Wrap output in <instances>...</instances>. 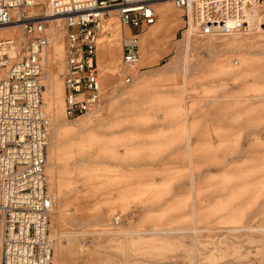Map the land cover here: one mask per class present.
Masks as SVG:
<instances>
[{
	"label": "rangeland",
	"instance_id": "1",
	"mask_svg": "<svg viewBox=\"0 0 264 264\" xmlns=\"http://www.w3.org/2000/svg\"><path fill=\"white\" fill-rule=\"evenodd\" d=\"M170 5L174 33L141 49L134 82L117 72L110 93L101 79L99 104L76 120L64 116L55 34L45 91L54 84L56 106L44 91L53 264H264V5L251 32L224 36L189 34Z\"/></svg>",
	"mask_w": 264,
	"mask_h": 264
},
{
	"label": "built area",
	"instance_id": "2",
	"mask_svg": "<svg viewBox=\"0 0 264 264\" xmlns=\"http://www.w3.org/2000/svg\"><path fill=\"white\" fill-rule=\"evenodd\" d=\"M163 1L182 10L189 27L212 36L248 34L250 8L264 5V0H50L48 12L33 16L39 0H0V29L19 25L23 35L22 42L0 35V264H53L43 99L51 21L61 20L65 29V114L76 120L100 102L98 40L105 20L115 12L122 25L137 30L122 38L121 65L130 70L141 61V36L156 24L155 5ZM20 45V57H12ZM133 81L126 72L123 83ZM121 221L118 215L113 222Z\"/></svg>",
	"mask_w": 264,
	"mask_h": 264
},
{
	"label": "bare ground",
	"instance_id": "3",
	"mask_svg": "<svg viewBox=\"0 0 264 264\" xmlns=\"http://www.w3.org/2000/svg\"><path fill=\"white\" fill-rule=\"evenodd\" d=\"M164 3H172V2H170V1H163V2L157 3L155 5V8L158 11V13H160L159 8L162 7V6L159 7V5L160 4H164ZM255 8L257 9V11L255 10ZM260 9H261V7L260 6H257V5H253L250 8V11L248 13V16H249L248 19H249L250 23H252V28H254L255 25H258V22L259 21L257 19H259V17L256 16V15H259L260 14L259 13ZM48 10H49V8H48ZM48 10H47V12H48ZM35 12H36V10H34V14H35ZM112 16H115V12H111V17ZM115 17H117V16H115ZM253 19H256L257 21L256 20H253ZM18 29H19V33H18ZM62 29L65 31L61 20H53V21H51V29H50L51 36H52L51 37V45H52V43L55 42V40H54L55 34H59L60 32H62ZM198 29H200L198 26H194L193 24H191L190 27H189V29H188V33L191 34V35L196 34L198 32L200 33L201 30L198 31ZM63 32H62V34H63ZM0 35L2 37H4V38L14 37L16 40L17 39H20L19 40L20 42H22V40H23L22 29H21V27L19 25H14V26L5 27V28L0 29ZM165 35H168V28H167V26H163L162 25V27H159L157 29H154L147 36H148L149 39H155V38H157L159 36H165ZM108 38H109V36H107L104 33V28H103V32L101 34V37L98 40V69L100 68L99 71H100V75H101V79H102V84L104 85V88L105 89L108 88V91L110 93H113L116 89H114L113 87H111L112 84H113L112 75L116 74L117 72H119V73L121 72V74L123 76H124V74L126 72H130L132 74L133 68L130 69V70H126L121 65V61H120V65H115L116 63L113 64V63H110L109 62L111 58H114V57L118 56V51L116 50V47L109 46L108 43H105V40H107ZM99 42H100V45H99ZM51 45H50V47H51ZM50 47H49V50L46 53L45 58H44V75H43L44 91H45V83L48 82L49 81V78H50L49 77V74H50V66L51 65L49 63V58H52V54L50 53ZM121 49H122V41H121ZM141 49H142V46H141ZM21 50H22V46L21 45L20 46H17V48H14L12 50L11 56L12 57H20ZM144 57H145V54H143V58ZM64 62H65V57H64ZM143 63H144V61L142 62V64ZM105 64L110 65V68L109 69H106V72H105L106 74L103 75L102 74L103 73L102 70H103ZM134 68H136V67H134ZM132 75L134 77V74H132ZM63 89H64V85H63ZM101 92H102V88H101ZM45 93H46V96L48 97V100L54 106H56L55 105V102H56L55 101L56 89H55L54 84L51 85V86H49V88L45 91ZM45 93H43V99H44V94ZM64 96H65V90H64ZM64 116H65V119H66V114H65V98H64ZM46 117H47V112H46ZM49 135H50V132H49ZM49 135H48V138H49ZM47 170L48 169H47V163H46V171ZM49 191H51V190H49ZM50 193H52V191ZM52 201H53V208H54V197H52ZM52 213H53V211H52Z\"/></svg>",
	"mask_w": 264,
	"mask_h": 264
},
{
	"label": "crops",
	"instance_id": "4",
	"mask_svg": "<svg viewBox=\"0 0 264 264\" xmlns=\"http://www.w3.org/2000/svg\"><path fill=\"white\" fill-rule=\"evenodd\" d=\"M162 6L165 9L162 12L163 16H161L160 21L158 22V24H156L154 27H150V29L147 32H144L141 36V41L142 43V50L144 52V54L146 55L147 52H150V49L152 46V42L154 41H158L159 39L163 38V39H167L168 37H170V35H172L175 30V27L178 22V15L174 12L172 5H170V3H164V4H160L159 7ZM163 26H167L168 28V35L165 36H159L155 39H149L148 38V34L151 33L154 29H157L159 27ZM104 33L106 34V31H108L109 29H114L115 32H113L115 34V39H114V46L112 47H116V50L118 51V56L120 55V53H122V49H121V44L119 43V39L120 41H122V38L124 36H129L128 34H135L137 32V30H134L132 28L126 27V26H122V24L120 23L119 19H116L115 17H109L107 20H105L104 22ZM101 37V35H100ZM167 37V38H166ZM57 41H55L54 43H56ZM106 43V42H105ZM100 45V42H99ZM146 45H148V48L146 47ZM110 46V45H109ZM146 48H145V47ZM147 49V50H145ZM144 64V63H143ZM52 66V64H50ZM118 65H120V62L118 63ZM110 65L105 64L103 70H102V74H106V69H109ZM100 69V68H99ZM135 68H133L134 70ZM100 74V71H99ZM100 80H101V75H100Z\"/></svg>",
	"mask_w": 264,
	"mask_h": 264
}]
</instances>
